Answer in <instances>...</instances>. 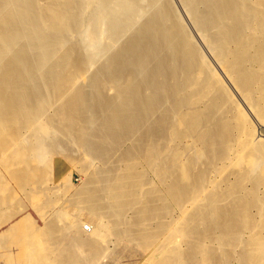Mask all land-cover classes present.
Listing matches in <instances>:
<instances>
[{
	"label": "bare ground",
	"instance_id": "6f19581e",
	"mask_svg": "<svg viewBox=\"0 0 264 264\" xmlns=\"http://www.w3.org/2000/svg\"><path fill=\"white\" fill-rule=\"evenodd\" d=\"M4 207L14 263L264 264V0H0Z\"/></svg>",
	"mask_w": 264,
	"mask_h": 264
},
{
	"label": "rangeland",
	"instance_id": "374dc122",
	"mask_svg": "<svg viewBox=\"0 0 264 264\" xmlns=\"http://www.w3.org/2000/svg\"><path fill=\"white\" fill-rule=\"evenodd\" d=\"M263 137V136H262ZM67 158V157H66ZM68 161H69V159H68ZM70 168V173H71V179H70V182H71V185H72V187L73 188H79V187H81V185H82V183H83V180H84V178H85V176H84V174H83V172L80 170V168H79V166L75 163V162H73V163H71L70 161H69V166H68V169ZM58 182V180H53V184H52V182L51 183H49L48 185L53 189V185L55 184V183H57ZM52 184V185H51ZM19 195H20V197L22 198V200H21V198L19 199L20 201H22V205H24L25 206V210L23 211V212H19V213H17V214H15V217H14V219L13 220H15V219H17V217L19 218V217H25V214H30V217L31 218H33V221H34V224L37 226V227H43L44 225H43V221H42V219H40V217H39V215L37 214V212L33 209V208H31V206L29 205L30 203L28 202V204H27V200H25L26 199V197H25V199H24V196H22L23 194H21V193H19ZM63 197V198H62ZM56 198H57V200H60V202L59 203H56L57 205L55 206L56 208L58 207V208H60L59 206H60V204L62 203V200L64 199V198H66V196H64V195H58V196H56ZM25 202V203H24ZM14 207V206H13ZM29 207V208H28ZM14 210H15V207L13 208ZM74 207L73 206H71V207H68V209H65L68 213H67V215L69 216V217H72L73 218V213H74ZM5 210V207L4 208H1L0 209V211H4ZM64 211V210H63ZM88 216H89V214L87 213V212H84V211H81L79 214H77L76 216H74V217H76V219H78V220H80V221H83V222H85L86 224H88L89 222L91 223V221H89V219H88ZM12 219H11V221H8V222H5V233H6V231L9 229V225L11 224V222H12ZM32 220V219H31ZM86 224H85V226H86ZM84 226V227H85ZM98 235L100 236V233H98ZM108 245H106L107 246V248L109 249V246L111 247V245H110V243H107ZM128 248H130L129 246L127 247V248H123V247H121V246H119L117 249H116V251H114L115 252V262H113V263H111V262H109V257H108V259L106 260V261H104L102 264H132V262L134 263V264H144V262L143 261H141L142 260V258H141V254L137 251V250H133L132 248H130L129 250H128ZM127 249V250H126ZM131 250V251H130ZM133 251V252H132ZM18 252H19V250L18 249H16V248H12V249H10V250H5V264H11V263H14V262H16V261H14L16 258H17V256H18ZM123 253H125V254H123ZM129 253V255H127ZM139 253V254H138ZM125 255V256H124ZM118 256H119V258H118ZM133 256V257H132ZM130 257H132V258H130ZM137 257V258H136ZM120 258H122V259H120ZM7 259H11L13 262H8L7 261ZM120 260V261H119ZM118 261V262H117ZM83 262H87L86 261V259H85V257H84V261ZM106 262V263H105ZM108 262V263H107ZM14 264H19V263H14ZM86 264V263H85Z\"/></svg>",
	"mask_w": 264,
	"mask_h": 264
},
{
	"label": "crops",
	"instance_id": "0c3cea01",
	"mask_svg": "<svg viewBox=\"0 0 264 264\" xmlns=\"http://www.w3.org/2000/svg\"><path fill=\"white\" fill-rule=\"evenodd\" d=\"M57 159V160H56ZM69 164L61 158H55L53 164L54 180H58L62 175L68 173ZM0 264H5V221L0 225Z\"/></svg>",
	"mask_w": 264,
	"mask_h": 264
}]
</instances>
